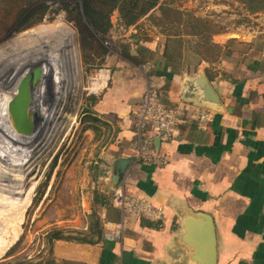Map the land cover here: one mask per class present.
<instances>
[{
    "label": "crops",
    "instance_id": "obj_1",
    "mask_svg": "<svg viewBox=\"0 0 264 264\" xmlns=\"http://www.w3.org/2000/svg\"><path fill=\"white\" fill-rule=\"evenodd\" d=\"M133 40L136 47H129L133 57L140 56L142 49L155 53L154 59L146 60L151 64L147 70L130 58H122L90 78L89 90L98 96L92 109L108 117L109 123L111 119L118 122L117 147L95 177L106 204L96 202L93 226L86 223L71 233L77 239L51 238L56 264H195L179 239L186 208L213 216L216 264H264V68L259 60L254 61L253 73L237 80L213 78L206 60L196 67L177 64L173 70L163 60L162 38ZM125 42L130 46L127 39ZM200 73L213 87L216 102L204 95ZM150 85L156 87L165 105L185 107L184 121L172 139L156 141L169 156L167 165L133 160L121 182L128 195L161 207L163 216L152 219L126 213L124 238L108 239L105 232L110 223L123 218L112 200L121 183L115 189L109 185L113 161L133 155L136 112ZM199 104L211 109L204 124L194 117L193 108ZM82 237L93 240L84 242Z\"/></svg>",
    "mask_w": 264,
    "mask_h": 264
},
{
    "label": "rangeland",
    "instance_id": "obj_2",
    "mask_svg": "<svg viewBox=\"0 0 264 264\" xmlns=\"http://www.w3.org/2000/svg\"><path fill=\"white\" fill-rule=\"evenodd\" d=\"M41 1L48 5L47 13L42 21L28 28H19L25 13L13 20L14 14L11 15L9 11L4 10L1 12L0 72L7 69V65L13 60L20 61V58L29 60V57L32 59L35 56L47 58V54L41 55L40 50L43 48L49 50L50 47H47L49 43L38 45L35 50L36 48L27 42L36 36V32L31 31L32 34L28 30L40 24L53 25L55 22H58L55 25L58 32L71 41L69 43L74 42L77 45L79 70L74 73L68 60L66 63L70 46L66 47V52H63L66 58H60L65 61L68 70V73L65 70V76H62L61 91L67 80L69 91L71 90L65 96V105H55L54 96L57 94L53 95V91L49 90L45 95H48V103L44 98L38 103L40 110L36 111V105L30 106L26 101L25 94L27 96L30 94L29 80L28 82L26 80L23 86L24 94L20 92L21 82L17 84V88L16 84H13L5 91V96L1 97L0 120L3 113H6L7 108L4 109V105L7 104L10 111L11 100L20 101L21 112L26 118L24 126L19 127L15 121L9 127L10 133H13L12 138L16 140L14 152H4L6 149L0 148V261L3 262L15 263L21 259L47 261L53 257L54 240L51 236L54 230L64 229L65 233H75L82 225L86 226V223L87 225L89 223L90 227L93 226L95 219L93 212L97 209V200L101 199L100 195L97 197L95 194L98 192L95 177L116 152L118 122L117 120L113 122L109 117L113 124L109 123L105 115L95 114L92 109L94 94L89 90L90 78L95 72L111 67V64H117L122 58H128L125 55L127 48L136 47L134 38L139 37L142 40L162 38V43L167 45V52L176 57L178 64L183 67L186 65L196 67L203 63L202 60H206L203 59V54L214 57L212 61L206 60L205 64L213 78L227 80L245 78L253 73L251 71L253 62L257 60L264 68V11L253 13L238 0H176L174 3L186 12L209 19L213 29H220L219 32L212 33L210 38L212 42L219 44L220 48L210 50L199 36L185 34L184 31L177 36L166 34L163 26L167 27L168 24L157 22V18L161 16L158 6L151 14L143 16L138 26L132 30L121 29L117 23L119 15L117 11L112 15V27L108 33L96 31L84 17V23L95 37L93 48L89 51L90 57L83 56L78 23L74 11L70 10L78 6L79 11H82L84 0ZM66 3L69 4V9L65 6ZM125 39L130 46L125 45L127 43ZM139 47L141 50L142 46L139 45L138 49ZM55 51L57 54L58 50ZM142 51L140 56H132L136 60H144L141 65L146 64V60L154 56L149 51L145 52L147 51L145 49ZM131 61L133 62V59ZM50 66L44 62L43 65L35 67V70H39V80L40 78L44 80L48 72H51ZM17 70L21 74L22 70ZM67 74L70 76L68 79ZM15 81L19 79L16 78ZM91 110L94 111L92 115H96L98 120L85 122L84 117ZM36 112L37 116H45L43 117L45 120H37V125L35 120L34 126L32 124L30 126L28 115L33 116L35 113L36 116ZM26 132L36 133V140L30 137L27 138L30 141L26 142ZM9 149L11 150L10 146ZM25 150L28 153L24 154ZM17 162L21 164L15 167Z\"/></svg>",
    "mask_w": 264,
    "mask_h": 264
},
{
    "label": "trees",
    "instance_id": "obj_3",
    "mask_svg": "<svg viewBox=\"0 0 264 264\" xmlns=\"http://www.w3.org/2000/svg\"><path fill=\"white\" fill-rule=\"evenodd\" d=\"M244 3L247 8L253 13L264 11V0H238ZM176 0H84L82 5V11H79L78 6L71 8L70 10L74 11L76 16L78 30L80 34V43L83 51L84 57H90L89 51L93 48L95 37L92 31L84 23L83 18H87L91 25L100 33H108L112 27V15L115 11L119 13L123 24L130 28L138 24L140 19L143 16L148 15L158 6L161 11V16L158 17V24L167 25L163 26L164 32L169 35H179L181 31H184L185 34H192L199 36L201 40L206 42L210 49L220 48V45L212 42L211 34L217 33L220 31L219 28L213 29L211 27V21L205 17L194 15L191 12H186L180 9L178 6L174 5ZM65 6L69 9V4L66 3ZM28 8V9H27ZM9 11V13L14 14L13 20H16L18 17L23 15L24 20L19 26V28H28L33 24L40 22L44 19L45 14L48 10V5L41 0H0V14L2 11ZM26 11V12H25ZM11 19V17H10ZM2 21V18L0 19ZM183 25V27H180ZM162 26V25H161ZM199 45V43H198ZM201 45V43H200ZM126 50V56L130 59L135 60L136 64L143 63L144 60H136L132 57L129 48ZM151 55L155 53L149 52ZM203 59L214 60V57H210L207 54H203ZM154 57H156L154 55ZM164 62L176 68L178 65V60L172 54L167 52V45L165 46V51L163 54ZM151 59H154L153 57ZM98 99V96H93V103ZM94 111L87 113L84 117L85 122H90V120L97 121L98 118L92 115ZM95 114L97 112L95 111ZM90 127H93L89 125ZM96 129V127H94ZM98 197L100 193L96 192ZM100 200L97 201L106 204V197L100 195ZM148 223H151L148 221ZM52 239H77L74 235L69 233L65 235L64 229H56L52 232ZM80 240L84 242H92L93 239L88 237H82ZM0 264H56L54 257L50 258L47 261H31L28 259H21L12 262H3L0 261Z\"/></svg>",
    "mask_w": 264,
    "mask_h": 264
},
{
    "label": "built area",
    "instance_id": "obj_4",
    "mask_svg": "<svg viewBox=\"0 0 264 264\" xmlns=\"http://www.w3.org/2000/svg\"><path fill=\"white\" fill-rule=\"evenodd\" d=\"M117 23L122 30L128 29L118 15ZM151 64L141 65V69L147 70ZM195 119L206 123L211 116V109L205 105H195L193 108ZM186 109L180 105L175 108L165 105L155 86L150 85L144 91L136 112L134 138L132 142L133 157L136 161H142L156 166H165L169 163V156L157 146L167 142L176 134L178 126L184 121ZM115 189L112 195L113 203L120 208L123 214L121 221L110 223V229L105 232V237L112 240L124 238L128 229L125 222L126 213L136 216H145L159 219L163 216V209L155 206L143 197L128 195L123 182Z\"/></svg>",
    "mask_w": 264,
    "mask_h": 264
},
{
    "label": "bare ground",
    "instance_id": "obj_5",
    "mask_svg": "<svg viewBox=\"0 0 264 264\" xmlns=\"http://www.w3.org/2000/svg\"><path fill=\"white\" fill-rule=\"evenodd\" d=\"M56 23H58V22H55L53 25L52 24H40V25H37L34 28H31L30 30H28L30 32L31 31H35L36 32V36L35 37H33L32 39H30V38L27 39V40H29V39L31 40V41L29 40L30 42H27L28 44H31V47L36 48V47H38V45L40 46V45L46 44L45 42H47V43H49L48 44L49 46L47 45V47L48 48L50 47L49 50H51V51H49L48 49H45V48L42 49V47H41L42 50H40L41 51L40 54L43 55V54L46 53L47 56H48L47 58H45L43 56L42 57L41 56H35L32 59H31V57H29L30 58L29 60H26V59H23V58L22 59L20 58V61L13 60V61H11L12 63H10V65H7L8 66L7 69H5L4 71L2 70V72H0V106H2V104H1L2 98L1 97L5 96L4 95L5 91L9 90L13 86V84H16V88H17V84H21V82L23 84L24 80L25 81L27 80V82L29 80L28 85H30V87L28 88V90L30 91L29 92L30 94H28L29 96H27V94H25V96L27 97L26 101L28 103H30V106L35 104L36 105V111L38 109L40 110V108H38V106H39L38 103L41 100L43 101V99L45 98L46 102L48 103V101H47L48 95L47 96H45V95L48 94L47 92L49 90H52L53 93H54V94L53 93H51V94H53V95H55V93L57 94V96L56 95L54 96V100H55V103H56L55 105H61V106L65 105V96L67 95V93L69 91V86H68L69 81L67 80L66 86L64 84V86H63L64 89H63V91H61L62 90L60 88L61 87V79L63 78L62 76H65V70H67L66 69V63H68V61H69L70 66L73 68L74 73H75V71L79 70V66H78V64H79V54H78L77 45L74 42L69 43L71 41H69L66 38H64L58 32V30H57V28L55 26ZM14 43L16 44V42H14ZM20 44L23 45V43H20ZM69 46H70V49L68 48V51H67V53H68V59H67L63 52H66V47H69ZM35 50H37V48ZM55 50H58L57 54H56ZM59 52H61V53H59ZM23 55H25V54H23ZM63 57L66 58L65 59L66 63H65V61L63 62V60L60 59V58H63ZM41 58L42 59L45 58L44 59L45 61L42 60ZM44 62L49 63V66L51 65L50 66L51 67V72H48V75L44 78V80L41 79V78L39 80L38 79L39 78V76H38L39 70L38 71L35 70V67L43 65ZM34 63H36V64L34 65ZM54 63H56V65H54ZM56 67H57L58 70L56 69ZM5 68H6V66H5ZM17 69H21L22 70L21 74H19ZM55 70H56V73H55ZM26 71H27V73H26ZM67 73H68V70H67ZM31 74H32V76H31ZM69 77H70L69 74H67V79ZM16 78H18L19 81H15L14 82V80ZM35 79H38V81L36 80V82H34ZM31 81H33V82H31ZM49 86H50V88H48ZM22 89L23 88L20 89L21 90L20 92L23 93ZM59 92H60V94H59ZM40 93H41V96H40ZM19 94H21V93H19ZM53 95H51V96H53ZM21 98H22V96H21ZM45 100H44V102H45ZM12 103H13V101L11 100L10 101V106L12 105ZM5 107L7 108L6 109V113L5 112L3 113V117L0 120V144H2V145H0V148H2L3 150L6 149L4 152H11V151L14 152V148L16 146L15 145V141L16 140L12 138L13 133L12 132L10 133V130H9L10 128L9 127H11L10 125H12V123H15V119H14V117L12 115L11 109L9 111V109L7 107V104H6V106L4 105V109H5ZM37 114L38 113L36 112V116H35V113H34L33 116L30 115L31 117L28 115V118L31 121L30 122V126H31V124H32V126H34L35 120H36V125H37V120H41V121L45 120V118H43L45 116L41 115L42 117H40V115L37 116ZM0 116H1V113H0ZM28 133L29 132H26V136H25L26 139L27 138L30 139V137L33 139V137H34L35 138L34 140H36L37 131H36V133L31 132L33 134H30V133L28 134ZM29 139H27L26 142H28ZM32 143H33V140H32ZM4 144H6V145H4ZM9 146L11 147V150L9 149ZM23 153L24 154L28 153V151L25 150ZM20 164H18V162H17V165L15 167L20 166ZM4 167H6V166H4Z\"/></svg>",
    "mask_w": 264,
    "mask_h": 264
},
{
    "label": "water",
    "instance_id": "obj_6",
    "mask_svg": "<svg viewBox=\"0 0 264 264\" xmlns=\"http://www.w3.org/2000/svg\"><path fill=\"white\" fill-rule=\"evenodd\" d=\"M199 82L204 86V95L213 102L217 101V95L207 81L203 73H200ZM26 81L22 84L23 88ZM19 100L11 105V112L17 125L24 126L26 118L21 112ZM159 142V139H157ZM134 160L133 156H119L113 161V170L110 175L109 185L115 189L122 181L129 164ZM181 223L184 231L181 233L180 242L187 247V255L190 261L195 264H216L217 263V234L213 216L210 213L195 212L186 208L181 216Z\"/></svg>",
    "mask_w": 264,
    "mask_h": 264
}]
</instances>
